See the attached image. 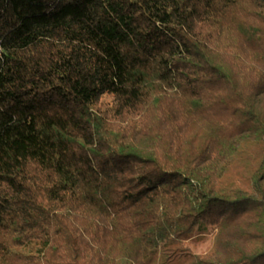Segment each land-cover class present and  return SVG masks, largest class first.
Listing matches in <instances>:
<instances>
[{
    "label": "trees",
    "instance_id": "16d2710c",
    "mask_svg": "<svg viewBox=\"0 0 264 264\" xmlns=\"http://www.w3.org/2000/svg\"><path fill=\"white\" fill-rule=\"evenodd\" d=\"M0 264H264V0H0Z\"/></svg>",
    "mask_w": 264,
    "mask_h": 264
},
{
    "label": "rangeland",
    "instance_id": "374dc122",
    "mask_svg": "<svg viewBox=\"0 0 264 264\" xmlns=\"http://www.w3.org/2000/svg\"><path fill=\"white\" fill-rule=\"evenodd\" d=\"M212 239V231L205 226H201L193 233L190 247L195 253L202 254L210 248L212 245Z\"/></svg>",
    "mask_w": 264,
    "mask_h": 264
}]
</instances>
